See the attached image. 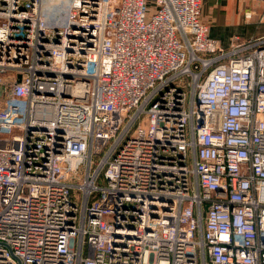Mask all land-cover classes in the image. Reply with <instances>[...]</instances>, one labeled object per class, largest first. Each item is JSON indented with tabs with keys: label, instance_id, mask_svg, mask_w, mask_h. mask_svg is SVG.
I'll return each instance as SVG.
<instances>
[{
	"label": "built area",
	"instance_id": "obj_1",
	"mask_svg": "<svg viewBox=\"0 0 264 264\" xmlns=\"http://www.w3.org/2000/svg\"><path fill=\"white\" fill-rule=\"evenodd\" d=\"M201 4L0 0V264H264V34Z\"/></svg>",
	"mask_w": 264,
	"mask_h": 264
},
{
	"label": "crops",
	"instance_id": "obj_2",
	"mask_svg": "<svg viewBox=\"0 0 264 264\" xmlns=\"http://www.w3.org/2000/svg\"><path fill=\"white\" fill-rule=\"evenodd\" d=\"M251 9L260 16L264 7L248 0H202L201 17L209 24L210 37L227 48L235 36L244 41L264 34V23L243 20V12Z\"/></svg>",
	"mask_w": 264,
	"mask_h": 264
},
{
	"label": "rangeland",
	"instance_id": "obj_3",
	"mask_svg": "<svg viewBox=\"0 0 264 264\" xmlns=\"http://www.w3.org/2000/svg\"><path fill=\"white\" fill-rule=\"evenodd\" d=\"M249 1V0H248ZM251 2V1H250ZM254 3H257L258 1H253ZM258 4L260 5V6H262V7H264V3H261V2H258ZM150 8H152V1L150 2V6H149ZM251 11H253L254 12V10H252L251 9ZM262 12H264V9H263V11ZM255 13V12H254ZM256 15H257V13H256ZM255 15V19L256 18H258V16H256Z\"/></svg>",
	"mask_w": 264,
	"mask_h": 264
}]
</instances>
